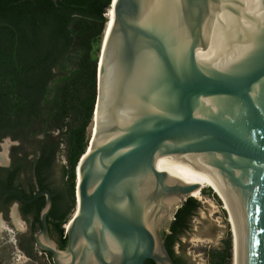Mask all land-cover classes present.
<instances>
[{"label":"water","instance_id":"obj_1","mask_svg":"<svg viewBox=\"0 0 264 264\" xmlns=\"http://www.w3.org/2000/svg\"><path fill=\"white\" fill-rule=\"evenodd\" d=\"M111 7L65 249L50 235L52 192L20 195L46 197L37 249L54 264H175L162 228L198 188L186 183L204 161L239 197L243 264H264V0Z\"/></svg>","mask_w":264,"mask_h":264},{"label":"trees","instance_id":"obj_2","mask_svg":"<svg viewBox=\"0 0 264 264\" xmlns=\"http://www.w3.org/2000/svg\"><path fill=\"white\" fill-rule=\"evenodd\" d=\"M111 4L112 0H0V23L13 26L0 25V141L10 137L19 142L11 150V165L0 167V188L17 190L26 200L42 191L52 192L48 225L60 249L68 242L63 226L76 211L77 168L92 139L89 128L94 124L98 68ZM62 153L68 198L54 192L49 183ZM211 188L216 190L210 187L209 195L223 207L218 191ZM3 196L19 200L34 229L41 228L45 196L32 203L5 191L0 192V200ZM200 207L196 197L187 198L174 214L169 232H163L175 264H189L176 247L182 246ZM208 257L209 264H232L231 235L224 248L209 250Z\"/></svg>","mask_w":264,"mask_h":264},{"label":"rangeland","instance_id":"obj_3","mask_svg":"<svg viewBox=\"0 0 264 264\" xmlns=\"http://www.w3.org/2000/svg\"><path fill=\"white\" fill-rule=\"evenodd\" d=\"M93 130L94 124L89 128L90 135L93 133ZM16 145L19 144L10 139H5L0 142V155L5 156L6 163L10 162L11 150ZM0 165L5 166L3 159H0ZM65 166L66 159L62 153L53 167L52 174L49 177V183L54 192L63 198H68V179L65 175ZM212 186V184L208 183L203 187L205 193L202 194V189L200 194L195 196L201 202V207L192 221V229L182 237V246L176 247V252L183 254L189 264H209L208 251L224 248L225 242L229 239V234L233 241L232 264H234V233L231 217L226 209V204L222 203L223 207H221L209 195V192H211L209 188ZM180 206V203L175 205L171 212V218H174V213ZM13 213L10 219L0 218V264H35V262L28 261L25 256L15 251L14 242L23 232H28V224L18 214L14 215ZM162 230L163 232H169V225L165 223ZM53 240L56 242V239ZM36 254L39 257L38 264H48L44 255H41L40 252Z\"/></svg>","mask_w":264,"mask_h":264},{"label":"bare ground","instance_id":"obj_4","mask_svg":"<svg viewBox=\"0 0 264 264\" xmlns=\"http://www.w3.org/2000/svg\"><path fill=\"white\" fill-rule=\"evenodd\" d=\"M107 17L109 18L107 27H110L114 18V10L110 7ZM208 183L216 187L217 193L223 199L224 204H226V209L230 214L231 223L234 233V264H243V251L244 245L242 241L243 228L245 225V218L243 215H240L238 205L240 206L239 197L234 199V202L229 199V197L223 192L220 182L216 178V174L212 168L204 161L200 164L194 174L190 177L186 184L198 185V188L191 194L192 197H195L200 194L203 187ZM149 187H152L153 184L149 183ZM243 219V220H242ZM244 223V224H243ZM68 228V225L67 227Z\"/></svg>","mask_w":264,"mask_h":264},{"label":"flooded vegetation","instance_id":"obj_5","mask_svg":"<svg viewBox=\"0 0 264 264\" xmlns=\"http://www.w3.org/2000/svg\"><path fill=\"white\" fill-rule=\"evenodd\" d=\"M0 25H1V23H0ZM9 27H13V26L11 25ZM5 139H10L11 141L19 144L18 141H14L10 137H6V138L2 139L0 142H2ZM0 159H3V162L5 163V166L0 165V167L4 168V167H9L11 165V162H12L11 153H10V162L9 163L5 162L6 158L3 155L2 156L0 155ZM2 191L8 192V194L17 195L19 197V199H21L20 195L23 197L22 193L17 191V190H4V189L0 188V192H2ZM21 201H22V199H21ZM23 209L24 208H23L22 203L19 200L15 199V197H10L9 199L6 200L5 196H3V198L0 200V218L1 219H6V220L10 219L12 212H14L13 213L14 215L18 214L20 216V218L25 220L28 224V228H27L28 232H26V231L23 232L19 236V238H17L16 241L14 242L15 251H17V252H19V254H22L23 256H25V258L28 261L35 262V264H38L37 262L39 261V257L37 256L36 253L40 252L41 255H44V257L48 261V264H54L53 259L51 258L52 256L50 257L49 253L42 252V251H39L37 249V246L35 243V237L41 228L38 231H36L34 229V224L32 222V218L30 216L26 215L24 213ZM49 230H50V228H49ZM50 235H51V232H50ZM51 237H52V235H51ZM13 253H15V252H13ZM46 260H44V261H46Z\"/></svg>","mask_w":264,"mask_h":264}]
</instances>
